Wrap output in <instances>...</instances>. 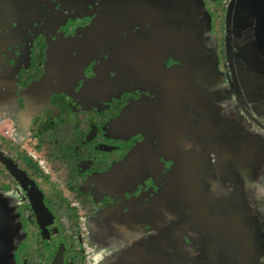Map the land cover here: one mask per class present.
Segmentation results:
<instances>
[{
	"label": "flooded vegetation",
	"instance_id": "flooded-vegetation-1",
	"mask_svg": "<svg viewBox=\"0 0 264 264\" xmlns=\"http://www.w3.org/2000/svg\"><path fill=\"white\" fill-rule=\"evenodd\" d=\"M7 83L0 264L264 260V0H0Z\"/></svg>",
	"mask_w": 264,
	"mask_h": 264
},
{
	"label": "rangeland",
	"instance_id": "rangeland-1",
	"mask_svg": "<svg viewBox=\"0 0 264 264\" xmlns=\"http://www.w3.org/2000/svg\"><path fill=\"white\" fill-rule=\"evenodd\" d=\"M11 84L12 83H7V84H4V86L2 87V88H0V90H2V93L1 94H3V96H4V93H10V86H11ZM3 91H4V93H3ZM3 96L2 95H0V101H2L3 100ZM4 101V100H3ZM3 105L4 106H0V118H1V120H3V119H5L6 117H10L11 116V118L12 117H14V114L13 113H15V107L11 104V103H7V102H5V104L3 103ZM18 130V129H14V130H12L11 129V134H15V132ZM264 178V175L263 176H258V179L259 180H257V182L259 183V185H260V182H261V180ZM257 179V178H256ZM246 180H250V179H246ZM246 183H251V182H249V181H245ZM255 184V183H254ZM256 186L258 185V184H255ZM226 189L228 190L229 189V185L228 186H226ZM230 193V192H229ZM248 193H249V191H248ZM230 195H231V193H230ZM12 198H11V197ZM1 197H5V198H10L11 199V201H12V205H13V210H16L17 208H18V203H17V201H15L14 200V195L13 194H9V193H7V192H5V193H1L0 194V200L2 199ZM252 200V199H251ZM256 200L258 201V203H259V206H262V207H264V196H262V193H260L259 194V196L258 197H256ZM254 201V200H253ZM9 224V223H8ZM5 235H10L11 236V243H13V241H14V238H17V235H16V233H10V231H8V233H6L5 232ZM90 243H92V244H94L95 246H96V243L98 244V241L96 240V238L94 237V236H92V235H90L89 233L87 234V238L85 239V241L83 242V244H84V246L85 247H88L87 245H89ZM117 243V242H116ZM98 248H103V247H100V246H98ZM87 254L88 255H91V259H92V264H103L104 263V260H103V258H102V260L100 261V260H97L96 259V256H97V254H96V252L93 250L92 252H90V251H88L87 252ZM109 260H108V262H106L105 261V264H114L113 263V261L115 260V258L113 257V254H112V252H111V254H110V258H109V256L107 257ZM88 259V258H87ZM11 260V259H10ZM255 260H256V258L254 257V258H252V264H255ZM6 261V260H5ZM257 261V260H256ZM264 260L263 259H261L260 260V264H262V262H263ZM249 262H251V261H249ZM5 264H6V262H5ZM257 264H259V263H257Z\"/></svg>",
	"mask_w": 264,
	"mask_h": 264
},
{
	"label": "water",
	"instance_id": "water-1",
	"mask_svg": "<svg viewBox=\"0 0 264 264\" xmlns=\"http://www.w3.org/2000/svg\"><path fill=\"white\" fill-rule=\"evenodd\" d=\"M103 34H104V35H107V31H106V30L103 31ZM150 47H153V46L150 45ZM153 48L155 49V46H154ZM8 169H10V172H11L12 174H14V173H13V170H12V168H11V166H8ZM54 264H60V260H59V256H58V254L55 255V258H54Z\"/></svg>",
	"mask_w": 264,
	"mask_h": 264
}]
</instances>
